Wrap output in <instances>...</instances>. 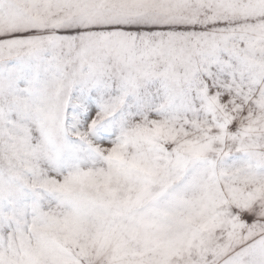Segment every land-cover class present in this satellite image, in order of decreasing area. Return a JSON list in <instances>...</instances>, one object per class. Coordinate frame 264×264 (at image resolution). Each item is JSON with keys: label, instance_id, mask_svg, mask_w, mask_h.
Wrapping results in <instances>:
<instances>
[{"label": "snow or ice", "instance_id": "obj_1", "mask_svg": "<svg viewBox=\"0 0 264 264\" xmlns=\"http://www.w3.org/2000/svg\"><path fill=\"white\" fill-rule=\"evenodd\" d=\"M0 264H264V0H0Z\"/></svg>", "mask_w": 264, "mask_h": 264}]
</instances>
